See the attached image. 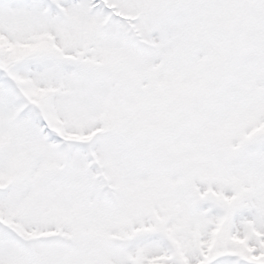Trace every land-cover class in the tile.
I'll return each mask as SVG.
<instances>
[{"label":"snow or ice","instance_id":"1","mask_svg":"<svg viewBox=\"0 0 264 264\" xmlns=\"http://www.w3.org/2000/svg\"><path fill=\"white\" fill-rule=\"evenodd\" d=\"M0 264H264V0H0Z\"/></svg>","mask_w":264,"mask_h":264}]
</instances>
